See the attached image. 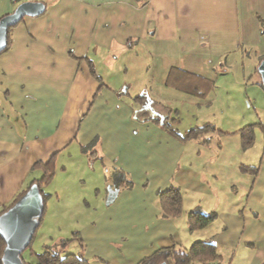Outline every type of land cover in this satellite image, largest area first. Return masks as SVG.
<instances>
[{"label": "crops", "instance_id": "1", "mask_svg": "<svg viewBox=\"0 0 264 264\" xmlns=\"http://www.w3.org/2000/svg\"><path fill=\"white\" fill-rule=\"evenodd\" d=\"M33 1L45 13L11 27L0 53V212L43 177L38 164L54 157L60 167L68 156L87 173L99 162L119 192L107 204L109 192L98 188L93 197L103 195V204L93 211L75 196L85 244L78 254L91 264H140L162 248L198 241L217 246L220 264H264V139L259 160L245 162L242 141L213 131L183 142L161 122L134 117L140 93L167 113L209 106L234 68L245 83L264 59V0ZM18 5L0 0V21ZM173 69L214 82L212 95L178 89L189 80H169ZM95 139L97 155L83 154ZM245 163L258 175L241 172ZM172 186L184 212L165 219L159 192ZM198 207L216 219L191 232L188 215Z\"/></svg>", "mask_w": 264, "mask_h": 264}, {"label": "rangeland", "instance_id": "2", "mask_svg": "<svg viewBox=\"0 0 264 264\" xmlns=\"http://www.w3.org/2000/svg\"><path fill=\"white\" fill-rule=\"evenodd\" d=\"M258 67L259 65L252 74L246 75V82L243 84L237 79L240 74L238 70L232 69L227 75V79L217 83L218 89L215 90L213 96H211L213 90L209 93L208 97L211 96L209 106L200 108L198 106L192 108L178 106L171 115V119L175 120L176 123L175 128L186 133L211 122L215 127L217 136H223L221 139L228 137L226 140L232 142L235 140L242 141L238 133L250 126L254 130V145L250 150L242 147L241 155L245 157V162L249 160L248 158L259 160L258 151L262 147L260 139L261 142L264 139V89L259 84H255L257 75H259ZM230 103L232 108H230ZM204 122L207 123L204 124ZM77 151L78 148L74 147L71 152L74 154ZM59 162L56 163V166L59 165ZM62 166L66 167V171L60 170ZM100 166L101 164L97 162L94 170L82 173L68 156L64 157L63 163L58 167L59 170L53 180L42 187L43 193L51 196L46 201L44 215L34 235L31 249L23 254L27 262L36 264V255L33 253L40 254L45 246H51L73 237V233L78 229L76 224L81 219L80 213L76 211V195L82 194L83 203L90 201V206L99 203L100 200L103 204V195H100L96 200L93 194L98 188L102 190V194H105L111 185L113 175L106 172L105 169H101ZM245 166L254 167L251 163H245ZM93 207L88 208L93 211ZM80 248L78 242H73L66 249V254H78ZM92 264L98 263L92 262Z\"/></svg>", "mask_w": 264, "mask_h": 264}, {"label": "trees", "instance_id": "3", "mask_svg": "<svg viewBox=\"0 0 264 264\" xmlns=\"http://www.w3.org/2000/svg\"><path fill=\"white\" fill-rule=\"evenodd\" d=\"M145 3L148 0H143ZM264 31V24L262 27ZM264 60V59H263ZM178 76H182L189 80V84H176L175 86L178 89L188 90L189 93L198 98H206L208 94L214 88V82L201 80L198 77L195 78L190 74L181 73L177 70H171L170 79L175 77L178 79ZM196 81V82H195ZM259 86L263 88L262 83H259ZM188 87V88H187ZM186 90V91H187ZM118 93V92H117ZM135 104L139 105L142 111H138L134 109V117L139 122H156L160 123L161 119L159 116L164 118V122L162 128L171 132L175 137L180 139L181 141H187L191 139H197L204 136V134L210 131H216L213 124H207L201 128L192 129L185 133V135L180 134L177 130H175L172 126V123L175 120L171 119V115L173 111L167 109V113H164L163 110H157V106H161V104L153 101L149 95L144 92L141 95H138L134 99ZM147 111V112H146ZM150 112V113H149ZM152 113H155L153 116ZM151 115L149 119L145 117V115ZM159 115V116H157ZM171 121V122H170ZM242 139V145L244 149H249L254 145L255 135L252 127H246L242 129L238 133ZM97 139L93 140L89 145L85 147H81V152L83 154H87L90 157H94L97 155L96 147ZM36 167L42 169L44 171L43 177L40 180H34L30 186L19 194L15 200L5 207L1 212L0 216L5 213L9 208H11L19 199H21L24 194L30 189V187L34 184L38 185L41 194L44 200V206L46 207V201L51 195L44 194L42 191V187L53 180L56 175V172L59 170L56 166V162L54 157L47 164H38ZM61 171H66V167L62 166L60 168ZM241 172L245 174H251L253 176L258 175L259 169L257 167H247L245 165H241ZM159 206L161 211L162 218L165 219H178L183 215L184 207H183V195L181 191L172 186L166 191L159 192ZM216 219V214H207L201 208H196L192 210L188 215V227L191 232L203 229L210 225ZM42 221V220H41ZM73 242H78L81 250L85 249V244L81 237H79L78 232L73 233V237L67 240H62L54 245L45 246L44 250L40 254H36L37 263L36 264H91L89 260L85 259L82 253L79 254H66V249ZM5 249V244L3 240L0 238V264H2V255ZM31 249V245L27 250ZM23 253V254H24ZM22 254V259L24 264H31L25 260ZM219 254L217 250V246L210 241H198L194 243L190 248H183L178 245H173L171 247H166L158 250L150 257L143 259L140 264H207L209 262H217L219 263Z\"/></svg>", "mask_w": 264, "mask_h": 264}, {"label": "water", "instance_id": "4", "mask_svg": "<svg viewBox=\"0 0 264 264\" xmlns=\"http://www.w3.org/2000/svg\"><path fill=\"white\" fill-rule=\"evenodd\" d=\"M45 11L46 6L42 2H25L19 4L13 14L4 17L0 21V53L7 48L8 32L11 27L19 24L25 17L40 16ZM258 74L264 88V60L258 67ZM159 118L163 124L164 118L161 116ZM108 192L107 204H110L117 197L119 190L110 186ZM44 211L43 196L38 185L34 184L21 199L0 216V238L5 244L2 264H24L22 254L31 245Z\"/></svg>", "mask_w": 264, "mask_h": 264}, {"label": "built area", "instance_id": "5", "mask_svg": "<svg viewBox=\"0 0 264 264\" xmlns=\"http://www.w3.org/2000/svg\"><path fill=\"white\" fill-rule=\"evenodd\" d=\"M14 3H25V2H33V0H12ZM207 264H220V263H217V262H209Z\"/></svg>", "mask_w": 264, "mask_h": 264}]
</instances>
